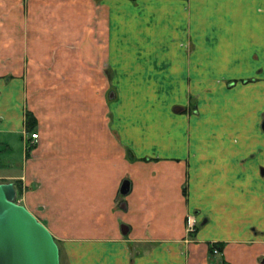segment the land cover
<instances>
[{"label":"crops","instance_id":"crops-1","mask_svg":"<svg viewBox=\"0 0 264 264\" xmlns=\"http://www.w3.org/2000/svg\"><path fill=\"white\" fill-rule=\"evenodd\" d=\"M262 111L264 0H0V181L67 264H262Z\"/></svg>","mask_w":264,"mask_h":264},{"label":"water","instance_id":"water-1","mask_svg":"<svg viewBox=\"0 0 264 264\" xmlns=\"http://www.w3.org/2000/svg\"><path fill=\"white\" fill-rule=\"evenodd\" d=\"M264 128V122H261ZM128 181L122 179L119 192ZM11 181H0V264H59L58 248L48 229L22 204L13 200ZM125 224H120L125 232Z\"/></svg>","mask_w":264,"mask_h":264},{"label":"rangeland","instance_id":"rangeland-1","mask_svg":"<svg viewBox=\"0 0 264 264\" xmlns=\"http://www.w3.org/2000/svg\"><path fill=\"white\" fill-rule=\"evenodd\" d=\"M225 85H226V87H227V89H229V91H227V92H224V93H226L227 95H226V97H228L229 96V98H232V96H236V94L235 93H237L236 91L238 90V85H237V83H235V80H233V79H227V80H225ZM111 90L112 89H108V90H105L104 91V95L108 98L109 97V95H112L113 94V92H111ZM114 91V90H113ZM235 91V92H234ZM110 92V93H109ZM233 100L234 101H236V99H234L233 98ZM193 102V101H192ZM249 103H247L246 105H245V108H250L251 106L250 105H248ZM231 106L232 107H236V105H233V104H231ZM192 107H194L193 106V103H190V101H189V105H188V110H190L191 109V111H195V109H193L192 110ZM183 109V108H182ZM177 109H174V111H176ZM232 120H234V119H232ZM248 122L250 123V121H249V118H247V124H248ZM252 123H253V121L251 120V125H252ZM258 128L257 129H259V124H258V126H257ZM256 134H260V137H263L264 138V132H262V133H260V132H258V133H256ZM249 138V137H248ZM259 139V138H258ZM256 142H258V141H256ZM251 144H253V142L251 143ZM253 153L252 154H254V151H252ZM126 154H127V157L128 158H130V155H131V153L129 152V150H127L126 151ZM251 154V155H252ZM13 157H15V156H17V151H16V153H13L12 152V154H11ZM0 170H2L1 169V167H0ZM6 171V170H5ZM9 171H11V172H13V168H11ZM11 182H12V184L14 183V181H12L11 180ZM119 185H120V183H119ZM14 187V186H13ZM185 193V191H184V188H183V194ZM13 200L14 201H16L17 203H20V204H22L23 206H24V203H25V200H23L22 199V197L20 198V195L19 194H16V192H15V194H14V197H13ZM119 202H120V196L118 197V199H117V205L119 204ZM25 207V206H24ZM26 208V207H25ZM27 209V208H26ZM30 211V210H29ZM33 212H31L36 218H37V220H39L45 227H46V223H47V218H46V216H45V214L43 213V211H42V207L40 206V205H38L37 207H35V209H33L32 210ZM194 214V213H193ZM192 213L190 214V217H193L192 215H193ZM187 218V217H186ZM186 218H185V230H186V232H185V234L187 235V236H190L191 235V233H193L194 231H195V228H197L198 227V225H199V223H200V221H196V223L193 225V227L191 228V229H188L187 228V223H186ZM47 228V227H46ZM48 229V228H47ZM49 231V230H48ZM52 235V234H51ZM52 237H53V239H54V241H55V243H56V245H57V248H58V242H57V238L54 236V235H52ZM207 243V258L209 259V262H210V264H226V262L224 261V259H223V257L221 256V249H222V247L224 246V244L226 243V241L225 240H210V241H208V242H206ZM65 261V259H59V249H58V263L59 264H67V263H65L64 262Z\"/></svg>","mask_w":264,"mask_h":264},{"label":"flooded vegetation","instance_id":"flooded-vegetation-1","mask_svg":"<svg viewBox=\"0 0 264 264\" xmlns=\"http://www.w3.org/2000/svg\"><path fill=\"white\" fill-rule=\"evenodd\" d=\"M261 122H264V111H262L260 114V127L264 131V128L262 127ZM257 170H258L259 174H261V175L264 174V166L263 165H259ZM263 201H264V194H263ZM263 235H264V230H263ZM263 240H264V237H263ZM263 248H264V241H263ZM258 260L260 263L264 264V254L263 253H261L259 255Z\"/></svg>","mask_w":264,"mask_h":264},{"label":"built area","instance_id":"built-area-1","mask_svg":"<svg viewBox=\"0 0 264 264\" xmlns=\"http://www.w3.org/2000/svg\"><path fill=\"white\" fill-rule=\"evenodd\" d=\"M37 137V133L35 131H30L29 132V139L30 140H35V138ZM186 223H187V228L191 229L193 227V225L195 224L194 218L190 217V215H186Z\"/></svg>","mask_w":264,"mask_h":264},{"label":"trees","instance_id":"trees-1","mask_svg":"<svg viewBox=\"0 0 264 264\" xmlns=\"http://www.w3.org/2000/svg\"><path fill=\"white\" fill-rule=\"evenodd\" d=\"M24 122H25L24 123L25 129L28 130V131L31 129V127L35 123V118L33 117V115L29 111L25 112Z\"/></svg>","mask_w":264,"mask_h":264}]
</instances>
